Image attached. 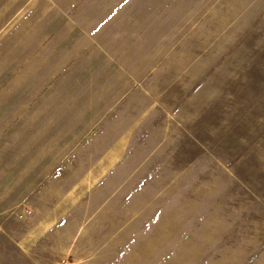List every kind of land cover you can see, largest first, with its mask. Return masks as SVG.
I'll list each match as a JSON object with an SVG mask.
<instances>
[{"label": "rangeland", "instance_id": "obj_1", "mask_svg": "<svg viewBox=\"0 0 264 264\" xmlns=\"http://www.w3.org/2000/svg\"><path fill=\"white\" fill-rule=\"evenodd\" d=\"M12 230L43 264H264V0H0Z\"/></svg>", "mask_w": 264, "mask_h": 264}, {"label": "crops", "instance_id": "obj_2", "mask_svg": "<svg viewBox=\"0 0 264 264\" xmlns=\"http://www.w3.org/2000/svg\"><path fill=\"white\" fill-rule=\"evenodd\" d=\"M33 246L17 244L14 230L7 233L0 232V264H43L40 260H29L31 256L28 252Z\"/></svg>", "mask_w": 264, "mask_h": 264}, {"label": "built area", "instance_id": "obj_3", "mask_svg": "<svg viewBox=\"0 0 264 264\" xmlns=\"http://www.w3.org/2000/svg\"><path fill=\"white\" fill-rule=\"evenodd\" d=\"M27 214H30L29 211H27ZM19 217H22V215H19Z\"/></svg>", "mask_w": 264, "mask_h": 264}]
</instances>
